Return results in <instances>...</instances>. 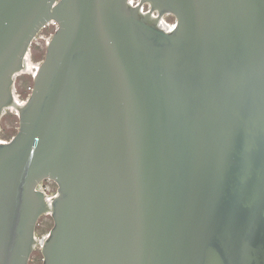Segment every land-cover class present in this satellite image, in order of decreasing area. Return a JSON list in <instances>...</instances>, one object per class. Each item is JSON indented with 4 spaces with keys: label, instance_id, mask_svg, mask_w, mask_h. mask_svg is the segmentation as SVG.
Returning a JSON list of instances; mask_svg holds the SVG:
<instances>
[{
    "label": "water",
    "instance_id": "95a60500",
    "mask_svg": "<svg viewBox=\"0 0 264 264\" xmlns=\"http://www.w3.org/2000/svg\"><path fill=\"white\" fill-rule=\"evenodd\" d=\"M10 108L0 264H264V0H0Z\"/></svg>",
    "mask_w": 264,
    "mask_h": 264
},
{
    "label": "rangeland",
    "instance_id": "374dc122",
    "mask_svg": "<svg viewBox=\"0 0 264 264\" xmlns=\"http://www.w3.org/2000/svg\"><path fill=\"white\" fill-rule=\"evenodd\" d=\"M165 20L170 23H174L176 19L172 15L165 16ZM50 29H46L40 32L37 39L31 46L30 61L33 64V68L29 71H25L17 75L15 81L16 93L19 98L25 96V88L33 82V72L38 67L39 63L44 59L46 51V40L50 35ZM19 128V116L15 109H8L0 120V139L10 140L18 131ZM43 187L48 194H54L57 191V184L46 179L43 181ZM53 226V219L50 214H44L38 221L37 225V237L42 238L46 235ZM43 255L40 245L37 246L31 254L29 264H42Z\"/></svg>",
    "mask_w": 264,
    "mask_h": 264
},
{
    "label": "built area",
    "instance_id": "2783aa9c",
    "mask_svg": "<svg viewBox=\"0 0 264 264\" xmlns=\"http://www.w3.org/2000/svg\"><path fill=\"white\" fill-rule=\"evenodd\" d=\"M58 27V23L55 21V20H51V21H49V22H47L44 26H43V28H42V30L41 31H43V30H46V29H50L51 31H50V35H49V37H48V39L46 40V46H47V43H48V41H49V39H50V37L52 36V34L55 32V30H56V28ZM40 31V32H41ZM40 34V33H39ZM38 37V36H37ZM37 39V38H36ZM35 39V40H36ZM34 40V41H35ZM36 70H37V67H36ZM36 70H34V72H33V77H34V74H35V72H36ZM33 87H34V82H32V84H30V85H28L26 88H25V96H23L22 98H19L20 99V101H25L27 98H28V96L30 95V93L32 92V90H33ZM19 97V96H18Z\"/></svg>",
    "mask_w": 264,
    "mask_h": 264
},
{
    "label": "bare ground",
    "instance_id": "6f19581e",
    "mask_svg": "<svg viewBox=\"0 0 264 264\" xmlns=\"http://www.w3.org/2000/svg\"><path fill=\"white\" fill-rule=\"evenodd\" d=\"M32 69V68H31Z\"/></svg>",
    "mask_w": 264,
    "mask_h": 264
}]
</instances>
